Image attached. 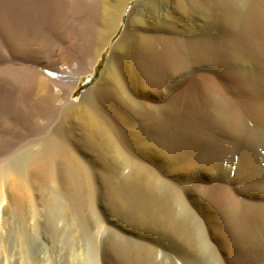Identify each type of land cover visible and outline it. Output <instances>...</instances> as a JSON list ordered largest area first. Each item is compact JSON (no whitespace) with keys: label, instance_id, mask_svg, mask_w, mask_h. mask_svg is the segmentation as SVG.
Returning <instances> with one entry per match:
<instances>
[{"label":"bare ground","instance_id":"1","mask_svg":"<svg viewBox=\"0 0 264 264\" xmlns=\"http://www.w3.org/2000/svg\"><path fill=\"white\" fill-rule=\"evenodd\" d=\"M131 1L0 0V22L14 53L0 67V111L14 106L12 90L25 78L27 108L18 115V130L13 128L29 135L0 157V185L9 188L10 210L4 218L10 244L16 228L22 231L17 240L26 246L30 231L37 237L44 226L53 229L68 209L84 224L82 239L90 264H96V238L86 210L93 208L97 186L103 189L99 198L115 216L130 212L135 220L151 222L157 211L159 233L187 243L186 221H175L161 189L173 192L183 210L187 204L173 183L156 176L150 186L151 164L163 157L180 160L182 172L217 166V142L204 139L205 133L218 123L232 128L241 124L236 113L206 107L201 68L212 65L247 88L251 112L264 119V0H139L124 21ZM245 2L246 13L241 14L239 6ZM242 28L245 41L238 37ZM116 35L98 81L74 99L82 77L96 74ZM238 50L251 64L248 74L238 68L233 54ZM191 65L199 69L194 76L188 71ZM127 168L129 174L120 178L119 169ZM254 172L251 165L242 169L239 185L250 189L264 182V175ZM32 182L47 184L48 197L43 210L32 199L28 214L22 189ZM121 191L131 199L126 201ZM205 196L216 214L205 218L210 224L218 221L215 235L231 248L232 264H252L251 247L259 222H264L254 216L263 211L226 201L214 188ZM95 216V226L102 229ZM111 233L108 253L117 264H130L121 236ZM147 251L144 264H154L152 250Z\"/></svg>","mask_w":264,"mask_h":264},{"label":"rangeland","instance_id":"2","mask_svg":"<svg viewBox=\"0 0 264 264\" xmlns=\"http://www.w3.org/2000/svg\"><path fill=\"white\" fill-rule=\"evenodd\" d=\"M138 1L132 0L128 4L124 13V21L127 19L129 10ZM247 4V2L240 4L239 11L241 14L246 13ZM194 22L198 24L201 21L195 19ZM2 23L4 22L2 21ZM243 32V28L239 29L238 37L245 41V37L242 36ZM6 35V30L0 22V67L8 64V61H12L14 58L13 49ZM117 36L109 43L103 53L96 74L82 77L74 99L96 84ZM233 54L238 56V68L248 74L251 69L248 59L241 57V50ZM5 60L8 61L5 62ZM201 69L200 74H203L205 80V97L202 100L207 102L206 107L210 105L225 108L226 113H236L240 117L241 124L232 128L222 127L221 123H218L214 130L205 133L204 139L217 142L219 156L217 166L206 165L201 168L195 167L188 172H182L178 171L180 160L171 159L168 162L161 157L157 164L156 161L151 164L153 173L150 175L152 179H149L150 186L156 176L160 177L162 182L168 181L175 184V190L187 204L184 210L175 201L173 192L167 193L165 189H161V191L163 195L167 194L175 221H179L180 218L185 219V231L189 241L186 243L177 237H171L168 233L160 234V219L157 211L152 215L150 223L143 218L135 220L130 212L126 213L123 218L115 216L108 209L106 200L99 198L103 189L97 186L93 208L90 211L86 210V214L92 223L91 233L96 238V264H117L114 257L108 253V240L111 238L110 236L114 235L111 232H116L121 236V243L124 245L130 264H141V262L144 264L147 250H152L150 256L154 264H232L231 248L224 245L215 235L217 233L215 224L219 226L218 221L216 220L215 224H210V221L208 222L205 218V214L211 216L214 211V209L206 206L205 195L209 188H214L224 194L226 201L231 198L234 202L239 201L240 204L248 205L260 213L263 211L261 215L254 216V219L259 217L257 220L264 221V182L250 189L239 185L241 170L246 166L251 165L255 174L264 175V119L256 117L251 112V95L247 88L237 86L239 82L235 85L231 80H227L220 70L215 69L212 65ZM40 70L49 75L46 69L40 67ZM188 71L190 75L194 76L199 69L191 65ZM22 79L16 89L12 90L14 106L0 111V157L11 147L13 148L17 141L25 140L29 136L23 131L19 133L15 131L19 127L18 115L26 112L27 108L23 89L25 78ZM90 79L91 81H89ZM203 113L204 110L199 112V118ZM14 125L16 129L13 128ZM7 129L10 131L8 132ZM129 172V168L119 169V177L124 178ZM8 191V186L0 185V202L4 199L0 207V234L2 238L4 237L5 250V254H0V264L5 261H7L6 264H90L87 254L88 248L82 239L85 226L79 215L77 213L75 215L73 211L68 209L63 212L64 214L61 215L53 229L44 226L45 221L41 218L44 227L40 229L37 237L34 232H29L26 246L21 244L20 239L17 240L22 233L18 228L15 229V241L12 244L7 242V220L4 216H6L5 211L10 210L8 201H6L9 195ZM22 191L27 195L25 209L28 214L32 210V199L37 202L38 209L43 210V199L48 197L47 184L37 185L32 182L30 186L26 185ZM121 192L126 201L131 199L128 192ZM187 209L189 212H186ZM95 214L101 220L102 229L94 224ZM33 223L34 221L31 220V225ZM218 230L221 231L220 228ZM106 231H108L107 234ZM164 235L166 236L165 240H162L160 237ZM252 246L251 251L254 253L252 264H264V222H259L258 239ZM113 261L114 263H112Z\"/></svg>","mask_w":264,"mask_h":264},{"label":"trees","instance_id":"3","mask_svg":"<svg viewBox=\"0 0 264 264\" xmlns=\"http://www.w3.org/2000/svg\"><path fill=\"white\" fill-rule=\"evenodd\" d=\"M99 66V65H98Z\"/></svg>","mask_w":264,"mask_h":264}]
</instances>
